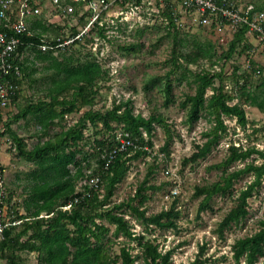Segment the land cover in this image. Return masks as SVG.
<instances>
[{"label":"trees","instance_id":"obj_1","mask_svg":"<svg viewBox=\"0 0 264 264\" xmlns=\"http://www.w3.org/2000/svg\"><path fill=\"white\" fill-rule=\"evenodd\" d=\"M255 6L259 10L264 9V0ZM168 11L170 26L175 29V17L171 7H168ZM43 29L46 30L45 27ZM0 30H4L3 24H0ZM140 32L143 34V31ZM169 32L178 42L177 33ZM23 38L37 42L39 34L23 35ZM78 43L71 45H81ZM178 45L174 44L172 51L173 61L177 67L182 65L179 63L181 57L186 59L187 64L198 61V56L178 52ZM251 47L244 26L234 33L228 49L218 58H214L215 54L211 52L203 54V57L208 56L211 66H223L222 61L230 59L236 52L241 53ZM29 49L35 50L36 58L47 61L46 67L56 72L50 77L44 97L28 101L15 114V120L31 117L37 120L45 134L54 125H59L61 131L52 138L28 148L24 139L12 131L10 123L8 124V131L18 153L27 160L37 162L39 171L34 175L32 194L24 203L26 212L20 214L19 210H16V219L20 222L12 223L4 229L3 237L0 239V259H4L6 264H24L20 251L25 250L37 252V264H173V250L162 252L159 244L144 234V231L153 229V226L163 229L177 228V220L180 217V210L175 206L154 214L146 213L145 203L151 197L148 190L155 191L160 187L150 183L157 164L149 167L134 194L120 202L113 203L112 198L117 184L124 179L133 161L151 155L149 150L155 145L153 137L156 125L162 126L165 130V141L159 150L166 159H170L171 146L179 134L171 128L162 114L153 112L145 116L142 113H135L131 99L114 102L112 107L105 111L89 108L74 124L67 127L65 116L82 106H92L99 93V81H107L110 78V69L104 68L91 54L82 60L71 52L59 59L53 54L54 50L42 51L38 48V44H19L12 59L14 66L20 70V77L15 76V71H12V78L19 85L13 99L18 97L23 78L31 79L33 75V67L20 60L22 53ZM171 73L167 74L164 83L159 78H154L145 84L146 90L155 88L156 83L160 84L166 105L173 100ZM193 80L196 85L194 93H186L180 102L187 110L186 122L189 125L194 124L204 110L213 114L216 121L215 126L204 133L207 139L197 144L196 150L186 158V161L197 162L207 157L227 133L228 127L224 123L223 115L236 117L241 127L246 129L249 120L242 100L243 96L246 102L264 111V79L261 82L260 92L253 90L251 84L246 81L241 85V93L236 94L225 90L223 67L220 70L202 67L201 70L194 72ZM218 80L220 82L216 84ZM208 88L212 89L210 96H206ZM234 99H237V102L230 104L229 101ZM1 117L0 112V120ZM99 124H102L101 129H104L108 136L103 134L101 138H95V142L90 145L94 151H85L81 145L82 141H86L84 130L90 126L98 128ZM119 127L123 133L128 134L134 146L115 149L119 144L116 132ZM2 135L4 132H0V137ZM256 152L262 156L261 163L251 160L242 167L232 168L236 162L245 161ZM93 157L97 158L95 165L91 160ZM71 165L74 166V170ZM210 168L220 170V178L195 187L194 195L202 196L198 215L212 208L211 200L214 196L233 195L235 181L242 175L246 173L253 175V179L240 190L235 199L237 203L219 222L218 233L223 236L224 231L232 224L245 220L249 214L248 198L253 195L264 177V152L255 146L244 147L232 144L228 147L226 158ZM91 178H98L96 184L90 183ZM81 180L87 182L82 184V190H78L77 186ZM78 196L80 198L75 201V197ZM70 201H72L71 209L64 210L62 207ZM42 213L48 216H41ZM125 215L133 216L145 230L137 234L132 230L131 223ZM105 221L115 226L112 233ZM120 234L135 241L139 252L133 253L124 245L120 253L113 254L111 249ZM233 253L237 262L244 258L245 264H257L259 258L264 257V220L260 221V227L256 232L236 239ZM207 261V258L199 255L190 264H207Z\"/></svg>","mask_w":264,"mask_h":264},{"label":"rangeland","instance_id":"obj_2","mask_svg":"<svg viewBox=\"0 0 264 264\" xmlns=\"http://www.w3.org/2000/svg\"><path fill=\"white\" fill-rule=\"evenodd\" d=\"M153 1L160 3V0ZM168 1L174 3V16L180 20L182 28L175 27L174 29L170 26V18L167 14L169 11L162 14V16L168 17V27L160 16H155L154 24L148 34L149 44H81L76 46L64 44L54 49L53 54L59 59L71 52H74L75 57L82 60L91 54L104 68L110 69V78L98 83L99 93L95 98V103L92 106H82L79 110L67 114L65 124L67 127L74 124L89 108L105 111L111 108L114 102L118 103L127 99L132 100L135 113H142L145 116L153 112L162 114L171 128L179 134L171 146L170 159H166L159 150L164 144L166 134L162 126L156 125L153 137L155 145L153 149L149 150L151 155L133 161V165L124 179L117 184L112 202H120L134 194L138 183L143 180L149 167H154L157 164L150 183L160 187L155 191L148 190L151 197L145 203L146 213L154 214L162 209L175 206L180 210V217L177 220V228L163 229L153 226V229L144 231L146 237L154 239L162 252L172 249L173 264H190L199 255L202 258H207V264H245L244 258L239 262L235 260L233 244L236 239L256 232L260 227V221L264 220V177L253 195L248 198L249 214L247 218L232 224L229 229L224 231L223 236L218 233L219 222L237 203L235 199L240 190L253 179L252 173H246L235 181L233 195L214 196L211 200L212 208L201 212L200 215H198V207L202 196H195L194 192L197 185L213 182L220 178L221 171L216 168L211 169L210 166L226 158L230 145L255 146L264 152V111L246 102V98L243 96L242 100L249 120L246 129L241 127L236 117L223 115L224 123L228 127L227 133L207 157L197 162H191L186 161V158L196 150L197 144L203 143L207 139L204 133L210 131L216 121L213 114L204 110L199 120L189 125L186 122L187 110L182 107L180 102L186 93H194L196 88L193 80L194 72L201 70L202 67L209 70H220L223 67L225 90L230 93H241V85L246 81L251 84L253 90L260 92L261 82L264 79V52L258 47L251 51L254 47L252 44L250 49L241 53L236 52L230 59L222 61L223 66H211L208 56L203 57V54L211 52L215 54L214 58H218L223 51L228 49L235 33L234 28L209 14L204 15L197 10L183 9L177 0ZM227 1L232 6L242 9L245 4L258 5L262 0ZM45 15L49 18V12ZM37 26L34 22L33 28ZM169 31L177 33L178 42L174 40ZM135 37L137 40H143L144 35L139 34ZM174 44H179L178 52L198 56V61L187 64L186 59L181 57L179 63L182 65L177 67L173 61ZM20 60L33 67V75L31 79L23 78L18 97L12 99L4 108L0 120V126L3 128L0 129V132H4V135L0 137V172H2L7 192L3 205L6 221L11 222L17 220L16 210H19L20 214L26 212L24 203L32 194L31 187L35 182L34 175L39 171V166L37 162L20 156L8 131V124L10 123L12 131L24 139L28 148L52 138L61 131L59 125H54L45 134L34 118L26 117L15 120V114L28 101L44 97L50 77L56 72L46 67L47 61L38 60L36 51L33 49L22 53ZM170 72H172L170 80L173 85V100L166 105L161 85L156 83L155 88L146 90L145 84L154 78H159L164 83ZM219 82L220 80L216 84ZM211 94L212 89L208 88L206 96ZM235 102L237 99L229 101L230 104ZM113 124L116 125V123ZM101 128L102 124H99L98 128L90 126L84 130L86 141H82L81 145L85 151H94L90 145L95 142V138H101L103 134L108 136V133ZM116 132L117 140H121L123 137L121 136L123 134L121 127ZM91 160L94 165L97 163L96 157ZM251 160L261 163L263 159L261 154L256 152L245 161L236 162L232 168L242 167ZM71 168L74 170L73 165ZM84 183V180L79 181L77 189L82 190ZM42 214L48 216L45 213ZM125 217L129 219L132 230L137 234L145 230L144 226L133 216L125 215ZM107 225L110 226L112 233L115 226L109 223ZM115 242L111 249L113 254L120 253L121 247L124 245L129 247L133 253L139 252L137 243L122 234L115 239ZM20 256L24 264L38 263L37 252L22 250ZM263 261L264 257H260L257 264H262ZM0 263H5V260L0 259Z\"/></svg>","mask_w":264,"mask_h":264},{"label":"built area","instance_id":"obj_3","mask_svg":"<svg viewBox=\"0 0 264 264\" xmlns=\"http://www.w3.org/2000/svg\"><path fill=\"white\" fill-rule=\"evenodd\" d=\"M177 2L183 9L197 10L201 14H209L225 21L235 32L245 26L246 35L254 44L251 51L258 47L264 52V9H257L253 3L245 4L244 8L239 9L227 0ZM168 7H171L174 15V3H169L168 0H160L159 4L153 0H0V24L4 25V30H0V112L3 114L4 108L18 92L19 85L12 78V71H15V76L20 77V70L14 66L12 59L19 44H38L42 51L54 50L75 42L149 44L148 34L155 16H160L168 27V17L162 16L168 11ZM47 12L49 18L45 15ZM34 22L38 25L36 28H33ZM175 24L178 29L182 28V23L177 17ZM140 31H143V34ZM34 34H39L37 42L23 38V35ZM139 34L144 35L143 40L135 39ZM0 129L3 128L0 126ZM121 136L123 137L115 149L134 146L127 133ZM97 181L98 178H91L90 183L96 184ZM6 193L4 178L0 172V239L8 225L20 222L6 221L3 205ZM79 198L75 197V201ZM71 207L72 201L62 208L70 210Z\"/></svg>","mask_w":264,"mask_h":264},{"label":"crops","instance_id":"obj_4","mask_svg":"<svg viewBox=\"0 0 264 264\" xmlns=\"http://www.w3.org/2000/svg\"><path fill=\"white\" fill-rule=\"evenodd\" d=\"M251 41L253 42V40H251ZM251 41H250V42H251ZM251 44H252V43H251Z\"/></svg>","mask_w":264,"mask_h":264}]
</instances>
